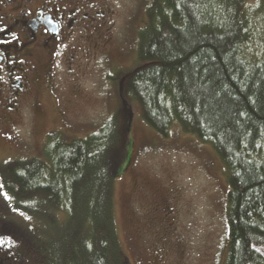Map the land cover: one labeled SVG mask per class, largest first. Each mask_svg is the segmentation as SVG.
<instances>
[{
	"label": "trees",
	"instance_id": "1",
	"mask_svg": "<svg viewBox=\"0 0 264 264\" xmlns=\"http://www.w3.org/2000/svg\"><path fill=\"white\" fill-rule=\"evenodd\" d=\"M146 17L124 94L161 138L177 130L214 150L228 185L225 264H264V0H152ZM123 120L70 144L50 138L44 159L5 169L18 199L74 227L59 264H129L112 205Z\"/></svg>",
	"mask_w": 264,
	"mask_h": 264
},
{
	"label": "rangeland",
	"instance_id": "2",
	"mask_svg": "<svg viewBox=\"0 0 264 264\" xmlns=\"http://www.w3.org/2000/svg\"><path fill=\"white\" fill-rule=\"evenodd\" d=\"M87 2V29L64 43L51 89L21 98L10 131L0 132V264H59L74 234L65 214L18 199L5 169L18 160L44 159L52 138L63 144L85 139L122 110L127 134L112 205L129 264H225L228 185L220 159L177 130L161 138L123 91L138 65V32L147 26L152 0Z\"/></svg>",
	"mask_w": 264,
	"mask_h": 264
},
{
	"label": "flooded vegetation",
	"instance_id": "3",
	"mask_svg": "<svg viewBox=\"0 0 264 264\" xmlns=\"http://www.w3.org/2000/svg\"><path fill=\"white\" fill-rule=\"evenodd\" d=\"M88 10L87 0H0V132L10 131L21 98L51 89L55 59L87 29Z\"/></svg>",
	"mask_w": 264,
	"mask_h": 264
}]
</instances>
